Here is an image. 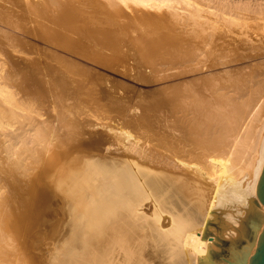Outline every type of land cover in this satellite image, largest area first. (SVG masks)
I'll return each mask as SVG.
<instances>
[{
	"label": "bare ground",
	"instance_id": "1",
	"mask_svg": "<svg viewBox=\"0 0 264 264\" xmlns=\"http://www.w3.org/2000/svg\"><path fill=\"white\" fill-rule=\"evenodd\" d=\"M123 8L160 12L157 19L177 25L189 41L173 34L175 41H163L166 51L154 54L157 63L146 62L155 83L167 86L159 87L163 97L125 118H94L71 102L83 85L96 104V86L72 69L75 80L64 78V57L43 56L32 40L74 56L83 40L114 51L117 39L101 28L102 39H93L76 23L83 12L122 16ZM191 39L199 40L190 49ZM215 39H223V62L205 58ZM218 65L223 86L204 99L184 89L190 84L182 79L204 83L211 75L203 71ZM263 166L264 0H0V184L27 191L41 169L62 195L69 237L50 249L49 264H227L249 218L264 220L256 197ZM2 232L4 245L10 238ZM2 251L1 258L11 254Z\"/></svg>",
	"mask_w": 264,
	"mask_h": 264
},
{
	"label": "rangeland",
	"instance_id": "2",
	"mask_svg": "<svg viewBox=\"0 0 264 264\" xmlns=\"http://www.w3.org/2000/svg\"><path fill=\"white\" fill-rule=\"evenodd\" d=\"M221 1H223V0H221ZM124 9L126 11L125 13L127 14V17H126V14L119 16L118 14H115V12H113L110 9H108V10L104 9L103 11H102V9L101 10L99 9V11L96 12V15H95V13H92V11H90V14H89V11L83 12V15L80 17V19L86 25H83V23H81L79 18H78L79 21L77 22L78 24L76 23L78 28L81 29V31H83L84 34L92 35L93 39H95V38H98V39L101 38L102 39L101 34L98 33L99 28H101L100 30H104L105 36L107 35V37L113 38V40L117 39V40H114L113 42H114V44L116 43L115 48L117 47L120 50L116 48L114 51L111 50L112 51L111 52L110 50H107V49L103 50L102 48H94L93 45L91 46V45H89L88 42H86L85 40L82 41V39H81V41L83 43L81 41L79 42V44H81V43L82 44L78 47V55L76 54L74 56V55H68L67 53H64V52L62 53V51H55L54 49L47 47V45L45 43H43L39 40H37V41L32 40L33 43L35 42L34 44L38 47V49L40 47L39 53L43 54V56H44V54L49 55L51 52H55L57 55H59V57H61V56L64 57V59H65L64 64H66L68 62L66 64V69L68 67L67 65H71V66H69V68L67 70L65 69V73H64L65 77L63 76L64 78H66L67 80L74 79V77L72 75L75 74L74 76H76V74H80L82 76V79H81V76L77 75L76 79H79L78 81H81L84 78L85 79L87 78L89 80L90 84H92L91 87H93L95 89V86H96L95 94L98 93L100 96L99 97L98 94H96L100 98L99 99L98 97L95 96L97 98V101H98V102L96 101V104L90 103L87 96L85 95L86 89L83 85H79L80 90L77 93V96H78L77 99H75V102H73L74 104L71 102V104L74 105V107H80V108L83 107V108H85V111L93 110L92 112L95 114L94 118H125V115H127L132 108L135 107L139 111H141L140 109L143 106L151 104L152 102L157 101V99H159L160 97H163V95L160 94L161 89L164 87H167V86L166 85L164 86V83H161L160 81H157V83H155L156 79L155 78L152 79L153 76L148 74L149 68H146V62H147V60L148 61L151 60L152 62L155 61V63H157L156 58L159 56L160 52L162 54V53H164L162 51H166L163 48L169 47L168 45L171 43L170 42L171 39L173 40L177 37L175 34L179 35L178 36L179 38L177 37L178 39H180V36H182L181 39H183L187 42L189 41L187 39L188 38L187 34L186 35H180L181 33L177 29V25L172 24L170 22H169V24H167L168 20L166 21V19L164 18L165 21H163L162 17H160L161 19L159 18V20H158L157 17H159L160 12L155 13L156 11L151 12V11H144V10H140V9H137L135 11L133 9L134 12H137V13L133 14V13H130L131 11H129V9L126 10L127 8H123V11H124ZM138 11H140L141 13L142 12H145V13H142V16H141V13ZM93 14H94V17L91 16ZM155 14L157 15L156 19L154 17ZM112 16L113 17L115 16V17L113 18ZM85 17L87 18V20ZM116 17L117 18L122 17V18H120L121 20L120 19L118 20ZM123 17H125V18L123 19ZM101 19H102V21H101ZM88 24H92L93 27L88 25ZM87 25L89 27H87ZM167 25L169 28L167 27ZM88 29H90L91 31H89ZM172 29L177 30L179 34L177 33V31H175L176 32L175 33L174 30H172ZM86 30H87V32H91L92 34L86 33ZM92 30H94L93 32H95L94 36H93ZM96 31H97V33H96ZM148 31H150V32H148ZM97 34H98V36H97ZM173 34L176 37H173L172 36ZM217 34L218 33H215V35H217ZM165 39H170V40H168V45H166L167 41ZM189 39H190V37H189ZM175 40H173V41H175ZM191 40H193V39H191ZM197 40H199V39H197ZM197 40L194 39L193 41H195V42L189 43L190 49L194 48L195 44L198 42ZM115 41H117V42H115ZM118 41H119V43H118ZM158 41H160V42H158ZM163 41L164 42L166 41L165 42L166 44ZM214 41H215V43H213V45L208 44L209 46L204 47L205 49H203V47H202V49L205 51V54H206L205 58L206 59L209 58L207 60L208 61L210 60L211 63H212V61H217V62L222 61L223 62V39L222 40L215 39ZM161 42L163 44L160 46ZM86 43H88V44H86ZM81 46L83 48H81ZM85 47H86V49H85ZM92 47L94 48L93 51H92V49H93ZM155 48H156V50L154 51ZM160 48H162L163 50L161 49L162 50L161 51ZM90 49H91V52H90ZM96 49L97 50L99 49L97 53H96V51H97ZM43 50L46 52H44ZM100 50H101V52H102V50L104 51V53L102 52L103 55L101 54V56H99ZM48 51H51V52H48ZM47 52H48V54H47ZM156 52L159 53V54H157L158 56L156 55ZM109 53H110V55H109ZM104 54H106V55H104ZM113 55H116V57ZM153 57H156V58H154V60H153L152 59ZM109 58H111V59H109ZM74 64H75V68H74ZM73 68H74V70H73ZM76 68H77V70H76ZM70 69H72V71ZM70 71L74 72V73H70ZM68 72L72 75L67 74ZM77 72H79V73H77ZM206 72L207 71H205V70L203 71V73H205V75L208 74L211 76L204 83H200L197 81L198 76L188 75L187 77L182 79V82H181L182 85L185 86L187 84H190V85H188L190 87L185 86L184 89L189 88L188 89L189 94L195 93V94H197V97H201V99H204L205 97L208 96V89H210V91H211L212 89H215L216 87L223 86V65L216 66L215 68H213L210 71L211 73H209V72L206 73ZM66 74L70 75V76H67ZM83 76H84V78H83ZM149 78H151V79H149ZM174 82H176V81H174ZM162 85L164 87H162ZM67 87L70 91L72 90V88H69L70 86H67ZM81 87H82V89H81ZM159 87H162V88H159ZM79 96H80V98H79ZM139 111H138V114L140 113ZM35 172H34L35 175L38 174V172H41V175H39L40 178L38 179L39 182L37 181V179L35 181L33 180L34 182H36V184L34 182H32L33 187L30 186V188L32 187V189H28L27 191H26L27 187L25 185L24 186L26 187V189L23 185L22 186L21 185H15V188L12 185L13 189H11V188H8L5 186L3 187L0 184V189H1L0 191L1 192L3 191L2 194L4 195V196L2 195V197L5 198V199L3 198L2 201H3V204L6 203V205L4 204L6 206V208H5V206H3L4 208L0 207L1 208L0 209V216H3V217H0L1 218L0 219L1 220L0 221L1 222L0 229L4 230V232H2V235H5V232H6L8 234H7V236L5 235V237L10 238V240H9L3 236L5 238L4 240H6V239L7 240L4 241L5 242L4 245L2 244L3 241L0 243V245L4 246V248L5 247L7 248V246H9L8 247L9 249H7V250L10 251V253H11V254L6 253L7 252V250H5L6 248L4 249L3 247L2 248L0 247L3 251H5L6 254L10 255V256L8 255L9 257L8 256L6 257L4 254H2L7 259L5 258L6 259L5 260L3 258V256H2V258L0 257V259L6 261L7 263L4 261H0L1 264H2V262L4 264H13L14 262H15L14 264H18V263L19 264H21V263L22 264H49L48 263V260H49L48 256H50V254H51L50 249H52L54 245L57 248H59L60 245L63 243V241H65L69 237V233H68L69 228L67 227L68 216H67V213L65 210V204H63V200L60 199V197L62 198V195H60V193L57 191V189L50 187L46 180L41 179V178L45 179L43 177L45 175V173L43 174L41 169H40V171H35ZM42 174H43V176H42ZM32 178H34V177H32ZM10 186L11 185H9V187ZM19 186H20V189H19ZM23 188H24V190H23ZM15 189H17V191L22 190V191H20L19 197L16 195L19 192H17ZM10 190H12V191L14 190L15 192L13 191V193H12V192H10ZM30 190H32V191H30ZM29 191H30V193H27ZM56 193H58V194H56ZM13 195H16L15 196L16 198ZM4 200H6L8 202H6ZM7 207H8V209H7ZM9 208H10V211H9ZM3 209H4V212L2 211ZM8 211L12 212V213H8ZM7 214H10V215L6 216ZM15 218L17 221L15 220ZM3 219L6 222H4ZM9 219L14 220L13 224L10 223L11 221ZM5 224L7 227L5 226ZM1 225L3 226V228ZM8 230H10V231L8 232ZM9 233H10V236H9ZM11 236H13V238H14L13 240L16 241V244L14 241L11 242L12 241ZM16 238H17V240H16ZM9 241L12 244H14L13 247H10L12 244ZM21 242H23V243H21ZM6 243H7V246H5ZM17 246H19V247H17ZM10 249H12V250H10ZM14 249L15 250L17 249V250L15 251ZM14 251L18 255L16 258L13 257ZM18 253H20L21 255ZM21 256L23 257V260L21 259L22 258ZM12 257L14 258L13 260H12ZM18 257L20 258V260H18L19 259ZM8 261H9V263H8Z\"/></svg>",
	"mask_w": 264,
	"mask_h": 264
},
{
	"label": "water",
	"instance_id": "3",
	"mask_svg": "<svg viewBox=\"0 0 264 264\" xmlns=\"http://www.w3.org/2000/svg\"><path fill=\"white\" fill-rule=\"evenodd\" d=\"M256 197L264 207V166L257 182ZM246 228V239L231 250L227 264H264V220L253 215Z\"/></svg>",
	"mask_w": 264,
	"mask_h": 264
}]
</instances>
